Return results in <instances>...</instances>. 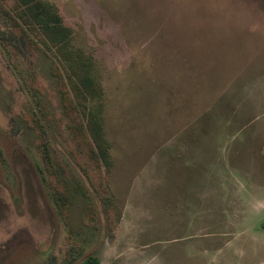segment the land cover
<instances>
[{
    "label": "rangeland",
    "instance_id": "obj_1",
    "mask_svg": "<svg viewBox=\"0 0 264 264\" xmlns=\"http://www.w3.org/2000/svg\"><path fill=\"white\" fill-rule=\"evenodd\" d=\"M44 1L64 44L0 2V264H264V0Z\"/></svg>",
    "mask_w": 264,
    "mask_h": 264
},
{
    "label": "trees",
    "instance_id": "obj_2",
    "mask_svg": "<svg viewBox=\"0 0 264 264\" xmlns=\"http://www.w3.org/2000/svg\"><path fill=\"white\" fill-rule=\"evenodd\" d=\"M5 0L9 4V8L14 12L15 18L18 19L23 25L30 26L31 20L43 31L44 34L53 36L56 42L63 43L70 35V30L64 27L62 19L57 12L55 6L51 5L44 0ZM4 2V0H0ZM0 12L7 15L8 26L12 28L13 38L18 41H26V33L20 24L9 15L0 3ZM46 158L49 154L44 153ZM82 264H98L96 258L89 259Z\"/></svg>",
    "mask_w": 264,
    "mask_h": 264
}]
</instances>
